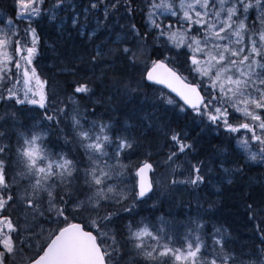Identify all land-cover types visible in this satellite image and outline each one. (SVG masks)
Here are the masks:
<instances>
[{"label": "snow or ice", "instance_id": "1", "mask_svg": "<svg viewBox=\"0 0 264 264\" xmlns=\"http://www.w3.org/2000/svg\"><path fill=\"white\" fill-rule=\"evenodd\" d=\"M45 21L57 38L42 35ZM49 67L71 77L62 94ZM161 110L191 116L226 146H198L154 121ZM136 116L162 144L137 134ZM165 148L158 176L153 156ZM253 165L264 167V0L0 7V264H264ZM181 188L215 199L197 198L184 217L155 215ZM225 188L257 221L252 247L236 246L215 217Z\"/></svg>", "mask_w": 264, "mask_h": 264}, {"label": "bare ground", "instance_id": "2", "mask_svg": "<svg viewBox=\"0 0 264 264\" xmlns=\"http://www.w3.org/2000/svg\"><path fill=\"white\" fill-rule=\"evenodd\" d=\"M50 37L52 39L56 38V35L54 34V32L51 33ZM47 56L49 58H51L49 53H47ZM96 71H97V73H99L100 69L97 68ZM63 76H62V78H63ZM63 80L70 81L71 77L66 76L65 78H63ZM54 88H57L58 90H60V92L62 94L63 90L66 88V86L62 87V83L58 82L57 85L54 86ZM148 91L151 94L153 89L150 88V89H148ZM81 103L82 104L87 103V101L82 100ZM147 111L151 112L152 109L149 107L147 109ZM113 114L115 115V113H113ZM119 115H120L121 120H123L127 115H129V113H127L126 110L121 108ZM140 115H143V113H141ZM153 119H154V121L164 120V121L170 123L171 127L175 128L181 132H187L189 139L195 140L197 142L198 146L201 144L208 146L212 143H216L218 146H221V147L225 146V144L221 141H217V142L213 141V132L208 131V130L201 131L202 126L198 127L196 122H194L190 116L178 114V113L173 112V111L164 112L163 110H161V111L155 113V116L153 117ZM130 123H133L134 125H136L137 134L142 133V132L146 133V135H145L146 141H153V142L158 143V144L163 143V137H160L157 135V128L153 127L152 129H146L145 128L146 122L142 121L140 119V116L134 117L132 120H130ZM204 149H208V147H205ZM166 151H167V149L165 148L160 154L153 156V160L156 162V165H157V170L159 171L160 174L162 173L161 176H163L167 171L166 166L162 163V159H163V156L166 154ZM251 170H252V168H251ZM254 173L255 172L250 171L249 176L252 177L254 180L261 179L260 177L254 176ZM255 189L260 192L259 184H255V183L253 184V190H255ZM213 190L214 189H205V190H202V192L198 191L199 193L191 192L190 195H191V198H193V199L200 198V195H201L200 193H202L203 196H206V197L210 196L211 197V196H213L212 193H214ZM182 191L183 190H177L175 192L176 196H172V197H180L181 195L185 196L186 192L183 194ZM178 192H179V194H178ZM232 197H233V193L231 194V198ZM168 199H169L168 197L163 198V204L159 210V213H157L156 215H159L160 212H163V211H166V212H172L173 211L172 212L173 216L184 217L185 215L194 212L193 210H190L188 208H182V210L179 213H175V206H174V210H173L172 209L173 205L171 204V202L168 201ZM235 201H238V200L236 199ZM229 208H233V209L237 208L238 214H240L239 215L240 217L238 218L240 221V224L246 223L245 227L251 226L252 223H254V224L257 223V221H250L248 218H246V214L243 211L244 207L241 203L238 202L237 204H233V206H229ZM148 212H149V210L145 209L142 212V214L147 215ZM230 220L233 224H236L234 216H231ZM234 243L236 246H239V245L243 244L244 242L242 239H237Z\"/></svg>", "mask_w": 264, "mask_h": 264}, {"label": "trees", "instance_id": "3", "mask_svg": "<svg viewBox=\"0 0 264 264\" xmlns=\"http://www.w3.org/2000/svg\"><path fill=\"white\" fill-rule=\"evenodd\" d=\"M11 0H0V7H3L4 4H8L10 3ZM137 21L139 22V17H137ZM41 28H42V35L48 39V40H52V38L50 37L51 33L54 32V34L56 35L57 38V31H56V25L53 24H49L46 21L42 22L41 24ZM45 56L44 59L42 61V64H50L51 63V59L47 56L48 51L45 49ZM45 71L47 72L48 76L51 78L52 81V87H54L55 85H57L58 82L62 83V87L66 86L67 87V81L63 80V78H65L63 75H57L56 74V70L54 68H46ZM138 75V74H137ZM63 76V78H62ZM156 88V87H155ZM158 89V88H157ZM158 94V93H157ZM191 117V116H190ZM213 141L217 142V141H221L225 144L226 146V137L222 134L217 136L214 132H213ZM233 145H234V141H233ZM199 146H202L203 148L208 147V149L210 150L213 146H218L216 143H212L210 145H204L201 144ZM232 148L229 147V153H231ZM158 171V170H157ZM252 172L254 173V176L260 177L261 179L258 180H264V167H260V166H256L253 165L252 166ZM162 175V173H161ZM179 190H183V194L186 192V195L183 196L181 195L180 197H171L168 199L169 202H171V204L173 205V210H174V206H175V213H179L182 208H188L190 210H195V201L196 199L191 198L190 193L193 191H189V190H185L183 188L179 189ZM214 191V190H213ZM253 198L256 200L260 199V192L257 191L256 189L253 190ZM202 192V190L200 191ZM195 193H199V192H195ZM179 194V192H178ZM200 198L199 199H204L206 196H203L202 193H200ZM231 194H232V190L230 188H225L222 191L221 194V198H220V203L218 204L217 208L215 209V217L222 223H224L227 227H229L230 231L233 234L234 237V242L237 239H242L243 240V244H247L249 247L254 246L255 244L258 243V237L259 234L255 232V227H256V223H252L251 226L249 227H245L246 223H241L239 221V215L237 208L233 209V208H229V206H233V204H237L238 201H235L237 198L233 195V197L231 198ZM173 196H176V194L174 193ZM210 198L215 199V195L211 196ZM192 204V207L189 208L188 205ZM244 213H245V209H243ZM164 213H169L166 211H163ZM173 212V211H172ZM171 212V214H172ZM159 213V211H157L155 213V215ZM149 214V212L147 213V215ZM231 216H234L236 224H233L230 220ZM247 218V216H246Z\"/></svg>", "mask_w": 264, "mask_h": 264}, {"label": "rangeland", "instance_id": "4", "mask_svg": "<svg viewBox=\"0 0 264 264\" xmlns=\"http://www.w3.org/2000/svg\"><path fill=\"white\" fill-rule=\"evenodd\" d=\"M157 175H158V176H161V174L159 173V171H157Z\"/></svg>", "mask_w": 264, "mask_h": 264}, {"label": "water", "instance_id": "5", "mask_svg": "<svg viewBox=\"0 0 264 264\" xmlns=\"http://www.w3.org/2000/svg\"><path fill=\"white\" fill-rule=\"evenodd\" d=\"M158 87H161V86H158Z\"/></svg>", "mask_w": 264, "mask_h": 264}]
</instances>
